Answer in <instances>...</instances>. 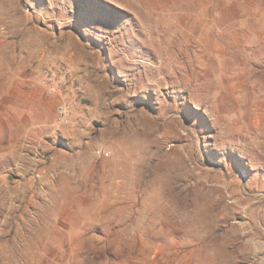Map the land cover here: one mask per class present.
Masks as SVG:
<instances>
[{"label":"rangeland","instance_id":"rangeland-1","mask_svg":"<svg viewBox=\"0 0 264 264\" xmlns=\"http://www.w3.org/2000/svg\"><path fill=\"white\" fill-rule=\"evenodd\" d=\"M0 264H264V0H0Z\"/></svg>","mask_w":264,"mask_h":264},{"label":"built area","instance_id":"built-area-1","mask_svg":"<svg viewBox=\"0 0 264 264\" xmlns=\"http://www.w3.org/2000/svg\"><path fill=\"white\" fill-rule=\"evenodd\" d=\"M74 82L73 76L70 71L63 65L58 67L48 66L44 73V84L48 94H57L60 89L65 85H69ZM58 112L61 120L68 122L69 120V108L66 103L61 104L58 108Z\"/></svg>","mask_w":264,"mask_h":264},{"label":"bare ground","instance_id":"bare-ground-1","mask_svg":"<svg viewBox=\"0 0 264 264\" xmlns=\"http://www.w3.org/2000/svg\"><path fill=\"white\" fill-rule=\"evenodd\" d=\"M140 16V15H139ZM140 21V20H139ZM257 35V34H256ZM150 36H151V34H150ZM150 38V37H149ZM152 38V37H151ZM151 38H150V40H151ZM225 41V40H224ZM161 43V42H160ZM263 47V46H262ZM261 49V48H260ZM157 50V49H156ZM162 58V57H161ZM159 63V62H158ZM161 63V62H160ZM157 71H158V69H157ZM166 74V73H165Z\"/></svg>","mask_w":264,"mask_h":264}]
</instances>
